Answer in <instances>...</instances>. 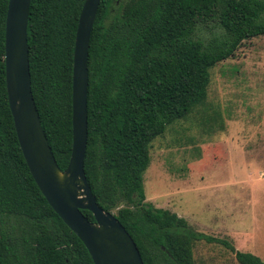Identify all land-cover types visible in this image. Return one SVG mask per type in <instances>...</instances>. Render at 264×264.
I'll return each instance as SVG.
<instances>
[{"label":"trees","instance_id":"16d2710c","mask_svg":"<svg viewBox=\"0 0 264 264\" xmlns=\"http://www.w3.org/2000/svg\"><path fill=\"white\" fill-rule=\"evenodd\" d=\"M9 1L0 0V264H94L47 202L20 146L6 81ZM85 1L32 0L30 9L32 91L62 171L73 147L74 52ZM260 36L264 0L101 1L88 60L85 172L97 203L117 211L144 264H195L202 241L223 246L239 264H264L156 208L144 189L154 140L205 105L210 71Z\"/></svg>","mask_w":264,"mask_h":264},{"label":"rangeland","instance_id":"374dc122","mask_svg":"<svg viewBox=\"0 0 264 264\" xmlns=\"http://www.w3.org/2000/svg\"><path fill=\"white\" fill-rule=\"evenodd\" d=\"M210 73L207 103L152 143L147 202L264 261V36ZM193 252L195 264H239L215 243Z\"/></svg>","mask_w":264,"mask_h":264},{"label":"water","instance_id":"95a60500","mask_svg":"<svg viewBox=\"0 0 264 264\" xmlns=\"http://www.w3.org/2000/svg\"><path fill=\"white\" fill-rule=\"evenodd\" d=\"M102 0H86L74 52L73 147L62 171L42 127L32 91L28 25L32 0H10L6 20V81L23 155L49 205L83 242L94 264H144L141 253L114 213L97 203L85 172L88 147L89 50ZM82 211H90L91 222Z\"/></svg>","mask_w":264,"mask_h":264}]
</instances>
